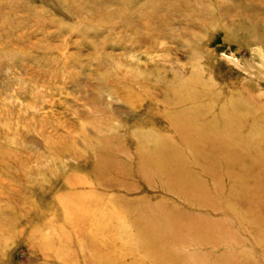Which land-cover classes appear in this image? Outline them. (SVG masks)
<instances>
[{
  "label": "rangeland",
  "instance_id": "374dc122",
  "mask_svg": "<svg viewBox=\"0 0 264 264\" xmlns=\"http://www.w3.org/2000/svg\"><path fill=\"white\" fill-rule=\"evenodd\" d=\"M0 264H264V0H0Z\"/></svg>",
  "mask_w": 264,
  "mask_h": 264
},
{
  "label": "bare ground",
  "instance_id": "6f19581e",
  "mask_svg": "<svg viewBox=\"0 0 264 264\" xmlns=\"http://www.w3.org/2000/svg\"><path fill=\"white\" fill-rule=\"evenodd\" d=\"M138 15V14H137ZM144 15V14H143ZM113 17H114V15H113ZM125 17V16H124ZM127 17V16H126ZM147 17H148V14H147ZM117 18V17H116ZM115 19V18H114ZM121 19V18H120ZM124 19V18H123ZM148 19V18H147ZM138 20H139V18H138ZM123 21V20H122ZM124 22V21H123ZM127 23V22H126ZM261 45H263V44H261ZM261 47V46H260ZM154 74V73H153Z\"/></svg>",
  "mask_w": 264,
  "mask_h": 264
}]
</instances>
